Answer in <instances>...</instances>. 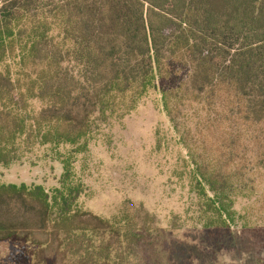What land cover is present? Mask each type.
<instances>
[{"label":"trees","instance_id":"16d2710c","mask_svg":"<svg viewBox=\"0 0 264 264\" xmlns=\"http://www.w3.org/2000/svg\"><path fill=\"white\" fill-rule=\"evenodd\" d=\"M1 1L0 166L44 150L64 173L50 191L0 182V243L31 244L36 264H129L157 217L83 210L73 160L155 93L200 229L239 223L264 264V0Z\"/></svg>","mask_w":264,"mask_h":264},{"label":"rangeland","instance_id":"374dc122","mask_svg":"<svg viewBox=\"0 0 264 264\" xmlns=\"http://www.w3.org/2000/svg\"><path fill=\"white\" fill-rule=\"evenodd\" d=\"M160 101L152 93L124 121L102 127L89 150L75 157L72 173L83 186L82 209L111 218L129 204L157 217L156 226L162 232L153 239L147 236V244L132 252L129 264H141V256L150 264H261L257 239L239 223L216 240L200 229L187 171L179 177L187 152ZM44 154V150L36 151L10 166H0V182L55 189L63 165L57 156ZM253 200L240 201L236 209L244 211ZM33 254L29 243H0V264H36Z\"/></svg>","mask_w":264,"mask_h":264}]
</instances>
